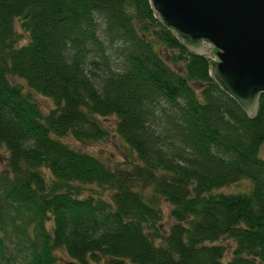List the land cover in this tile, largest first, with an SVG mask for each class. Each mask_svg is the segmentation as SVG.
I'll list each match as a JSON object with an SVG mask.
<instances>
[{
  "label": "trees",
  "instance_id": "obj_1",
  "mask_svg": "<svg viewBox=\"0 0 264 264\" xmlns=\"http://www.w3.org/2000/svg\"><path fill=\"white\" fill-rule=\"evenodd\" d=\"M208 69L149 0H0V264H57V248L77 264H264V93L249 117ZM10 75L54 107L42 114ZM109 115L138 163L58 139H101ZM241 179L247 193H211Z\"/></svg>",
  "mask_w": 264,
  "mask_h": 264
},
{
  "label": "water",
  "instance_id": "obj_2",
  "mask_svg": "<svg viewBox=\"0 0 264 264\" xmlns=\"http://www.w3.org/2000/svg\"><path fill=\"white\" fill-rule=\"evenodd\" d=\"M154 16L196 55L249 117L264 93V0H149ZM207 55V54H206Z\"/></svg>",
  "mask_w": 264,
  "mask_h": 264
},
{
  "label": "rangeland",
  "instance_id": "obj_3",
  "mask_svg": "<svg viewBox=\"0 0 264 264\" xmlns=\"http://www.w3.org/2000/svg\"><path fill=\"white\" fill-rule=\"evenodd\" d=\"M15 30L20 34V41L18 44H23L26 41V34L19 28L18 24L15 23ZM207 56L212 57L213 55L208 52H203ZM166 63L176 69L180 70L178 65L172 64L168 59H165ZM9 82L11 84L19 86L24 93L29 95V97L37 104L42 114L47 113L50 109L54 107L53 102L50 98L41 95L40 93L30 89L24 82L23 79L16 76H9ZM104 129L105 135L101 139L89 140V141H79L74 139L71 135H66L59 137L58 139L63 143L67 144L69 147L76 149L81 152L91 154L106 165L112 167L127 168L132 163H138L133 151H131L123 139L115 132V117L109 115L106 117H99ZM260 157L264 159V146L260 149ZM6 160V151L3 147H0V170H3ZM81 194L82 195H92L94 197L103 198L105 200L110 199L111 191L104 186H98L96 184H81ZM140 191L145 196H152L153 192L150 187H142ZM250 189V182L248 179H241L235 183L214 189L211 193H247ZM157 200V204L160 207L162 213L161 223L158 225L159 228H167L168 224L171 223L168 217L169 205L160 196H154ZM51 222H47V228H50ZM215 244H220L226 249V257L229 256L230 250L233 248L234 243L230 239L220 238ZM56 263L57 264H77L76 261L72 260L64 251L63 248H57L55 250ZM88 264H101V261L96 263L89 261Z\"/></svg>",
  "mask_w": 264,
  "mask_h": 264
}]
</instances>
